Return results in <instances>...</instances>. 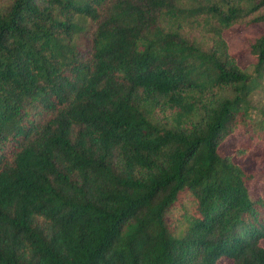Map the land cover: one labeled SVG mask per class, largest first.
<instances>
[{"label": "trees", "instance_id": "16d2710c", "mask_svg": "<svg viewBox=\"0 0 264 264\" xmlns=\"http://www.w3.org/2000/svg\"><path fill=\"white\" fill-rule=\"evenodd\" d=\"M258 23L264 0H0V264H264L234 160L264 141V32L248 68L225 35Z\"/></svg>", "mask_w": 264, "mask_h": 264}, {"label": "rangeland", "instance_id": "374dc122", "mask_svg": "<svg viewBox=\"0 0 264 264\" xmlns=\"http://www.w3.org/2000/svg\"><path fill=\"white\" fill-rule=\"evenodd\" d=\"M264 32V23L244 25L238 24L226 31L229 49L237 57L243 68H248L255 62L249 50V39L260 36ZM258 99L262 98L257 96ZM248 136L242 130H237L227 136L219 147L222 155H232L237 147L247 144ZM234 160L247 172L253 174L247 185L252 195L264 197V141H254L249 152ZM264 245V239L261 240ZM218 264H231L227 258H222Z\"/></svg>", "mask_w": 264, "mask_h": 264}]
</instances>
